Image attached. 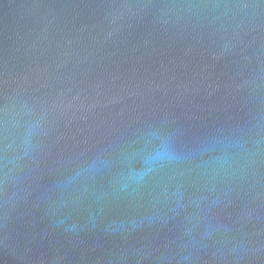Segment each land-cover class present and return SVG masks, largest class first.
I'll use <instances>...</instances> for the list:
<instances>
[{
    "label": "water",
    "instance_id": "1",
    "mask_svg": "<svg viewBox=\"0 0 264 264\" xmlns=\"http://www.w3.org/2000/svg\"><path fill=\"white\" fill-rule=\"evenodd\" d=\"M0 264H264V0H0Z\"/></svg>",
    "mask_w": 264,
    "mask_h": 264
}]
</instances>
